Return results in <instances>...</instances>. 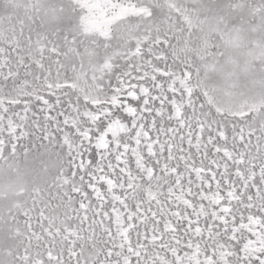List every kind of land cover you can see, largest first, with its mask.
<instances>
[{
	"label": "snow or ice",
	"instance_id": "obj_1",
	"mask_svg": "<svg viewBox=\"0 0 264 264\" xmlns=\"http://www.w3.org/2000/svg\"><path fill=\"white\" fill-rule=\"evenodd\" d=\"M0 264H264V0H0Z\"/></svg>",
	"mask_w": 264,
	"mask_h": 264
}]
</instances>
